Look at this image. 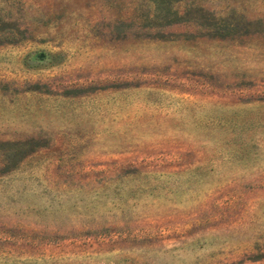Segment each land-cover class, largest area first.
Returning <instances> with one entry per match:
<instances>
[{
    "label": "rangeland",
    "instance_id": "obj_1",
    "mask_svg": "<svg viewBox=\"0 0 264 264\" xmlns=\"http://www.w3.org/2000/svg\"><path fill=\"white\" fill-rule=\"evenodd\" d=\"M0 264H264V0H0Z\"/></svg>",
    "mask_w": 264,
    "mask_h": 264
},
{
    "label": "trees",
    "instance_id": "obj_2",
    "mask_svg": "<svg viewBox=\"0 0 264 264\" xmlns=\"http://www.w3.org/2000/svg\"><path fill=\"white\" fill-rule=\"evenodd\" d=\"M253 23H254V21H251V20L247 21L248 25H252Z\"/></svg>",
    "mask_w": 264,
    "mask_h": 264
}]
</instances>
